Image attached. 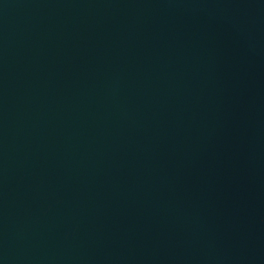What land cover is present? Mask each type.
<instances>
[{"label": "water", "instance_id": "1", "mask_svg": "<svg viewBox=\"0 0 264 264\" xmlns=\"http://www.w3.org/2000/svg\"><path fill=\"white\" fill-rule=\"evenodd\" d=\"M0 264H264V0H0Z\"/></svg>", "mask_w": 264, "mask_h": 264}]
</instances>
